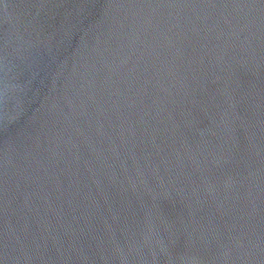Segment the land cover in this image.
<instances>
[{
	"label": "water",
	"instance_id": "95a60500",
	"mask_svg": "<svg viewBox=\"0 0 264 264\" xmlns=\"http://www.w3.org/2000/svg\"><path fill=\"white\" fill-rule=\"evenodd\" d=\"M0 264H264V0H0Z\"/></svg>",
	"mask_w": 264,
	"mask_h": 264
}]
</instances>
